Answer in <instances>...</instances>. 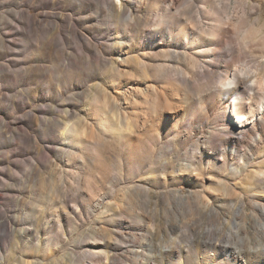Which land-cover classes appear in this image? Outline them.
<instances>
[{
  "label": "rangeland",
  "instance_id": "rangeland-1",
  "mask_svg": "<svg viewBox=\"0 0 264 264\" xmlns=\"http://www.w3.org/2000/svg\"><path fill=\"white\" fill-rule=\"evenodd\" d=\"M121 1L134 20L117 17V0H0V223L9 225L0 228V264H264L253 215L237 214L253 201L246 175L231 172L259 166L264 122L231 142L227 102L196 97L219 85L216 68L180 72L187 56L201 65L206 56L186 37L188 23L225 29L226 0H174L167 13L171 0ZM223 39L217 66L264 60L256 46ZM152 52L147 81L132 58ZM120 58L129 62L115 71ZM148 83L177 101L148 122L129 102L142 141L133 158L109 115L120 114L125 91L141 94ZM93 97L106 101V128L94 123ZM65 109L74 127L94 129L100 152L60 137ZM254 194L264 203V188Z\"/></svg>",
  "mask_w": 264,
  "mask_h": 264
},
{
  "label": "bare ground",
  "instance_id": "bare-ground-1",
  "mask_svg": "<svg viewBox=\"0 0 264 264\" xmlns=\"http://www.w3.org/2000/svg\"><path fill=\"white\" fill-rule=\"evenodd\" d=\"M133 1L134 0H128L129 3ZM151 1H153L158 8H161L162 5L160 4L164 5L165 3L164 0ZM173 2L174 0H171L170 3L165 7V13H167V11L170 9V6L173 4ZM111 4L113 5V9L117 17L122 19V21H132L135 19V17L132 16V13L128 10L127 5L122 3L121 0H117V4L113 2ZM222 9L226 16L225 29H219L217 31L213 29H204V27L200 25L199 21L193 20L188 23L186 37L190 38L191 36H194L195 49L199 48L206 56L202 62L203 65H201L198 59L187 56V63L184 64L185 69L180 70V72L183 75H186L188 73L194 74L195 72L193 69L195 68H201L203 69V72L208 71L209 67L216 68L215 77L218 78L219 85L210 86V84H207V90L198 91L196 97L201 103L209 98L212 102L215 100V98H219L220 100H225V102H227V104L230 106L228 121L232 127L231 133L235 138L232 139L231 142L241 143L247 141L249 132L253 130V127L257 125V123L262 124V122H264V119L262 118V115H264V60L257 62L256 66L252 67L251 69L244 66L243 68L232 66L229 68L230 70L227 71L225 70L227 69L226 66H217L214 62V58L218 53L217 50L228 44V42L223 38L225 35L230 34L236 36L244 43L249 44V47L256 46L257 49L255 52L260 53V57L264 59V0H226V3L222 5ZM64 18H66L65 14L60 15V21H64ZM35 21H38L37 18H35ZM138 23L139 24H137V27L142 26V24H140L142 22L138 21ZM117 44L119 47L120 43ZM151 46L152 49L156 45L151 42ZM152 54L153 52L149 54H143L139 59L132 58V64H134L136 69H139L147 81L148 77H146V69L148 64L146 58H152ZM196 55L198 56V53H196ZM128 62V59H117L113 69L115 71H120V68H122V66ZM151 85V83H148L146 85V91L142 92L141 94L135 92L134 94H131L125 91L123 102L118 105L120 114L117 112V110L113 109L111 115H109L105 100H99L96 97H93L91 102V108L92 111H94L95 116L94 123L96 126L99 128L100 126L106 128V115H109L111 121L113 120L114 122L112 129L115 133V136L120 137L121 139H124L125 142H127L126 145L129 148L127 151L133 158H136L139 155V149L142 145V141L137 134L135 120L128 121L126 111L129 106V102L132 101L136 106L141 105L143 109L142 119L145 122H148V117L156 115L158 109H170L173 107V103L177 101L168 93L158 92L156 88ZM139 96L140 98H138ZM71 112L72 111L70 109H65L62 111L61 118H63L65 121L62 124L60 137L73 138L78 140L79 143L94 145L96 147V151L100 152V150L97 148L99 147V136L95 134L94 129H91L90 126L86 124L80 128L74 127L73 124L68 122ZM255 142L260 143V139L255 140ZM66 151L67 150L65 148L62 149V152ZM66 154L71 155V153L68 151ZM191 157L193 156L191 155ZM75 158H78V156H75ZM259 159L260 162L258 167L255 166L252 168L250 167L249 162L246 163L244 161L243 164L238 165V168L232 167L231 172L236 176L242 173L246 175V180L248 181L247 189L252 194L251 198L253 199V201L250 203V200L247 199V204L244 203L242 207L246 205L249 208H239L237 214L245 215L247 213V215H253V223L256 227V230H258V233L264 239V203L257 200L260 198L259 195L254 194V189L264 188V157H259ZM63 163L64 167H69L68 162L63 161ZM100 163L102 164L103 162L100 161ZM182 168H190V164L187 166H180V169ZM250 169H254L256 172L252 173ZM100 170L106 174V171L103 169V167L100 168ZM185 190L182 187H176L173 191L182 193L185 192ZM144 191L147 194L150 193V189L148 188H144ZM188 194H190V191H188ZM202 198L205 199V196H202ZM99 205L100 204L97 206ZM60 211L61 213L66 214L68 210L62 208ZM255 214L256 216H254ZM257 218L261 219L262 222H259ZM0 228L9 229V225L7 226V221L0 223Z\"/></svg>",
  "mask_w": 264,
  "mask_h": 264
}]
</instances>
